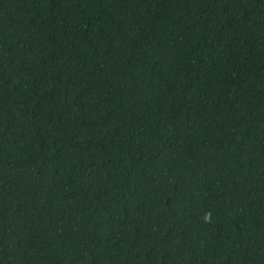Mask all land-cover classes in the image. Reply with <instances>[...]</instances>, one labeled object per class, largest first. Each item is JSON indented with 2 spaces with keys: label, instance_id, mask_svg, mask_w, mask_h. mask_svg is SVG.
<instances>
[{
  "label": "trees",
  "instance_id": "1",
  "mask_svg": "<svg viewBox=\"0 0 264 264\" xmlns=\"http://www.w3.org/2000/svg\"><path fill=\"white\" fill-rule=\"evenodd\" d=\"M0 264H264V0H0Z\"/></svg>",
  "mask_w": 264,
  "mask_h": 264
},
{
  "label": "clouds",
  "instance_id": "2",
  "mask_svg": "<svg viewBox=\"0 0 264 264\" xmlns=\"http://www.w3.org/2000/svg\"><path fill=\"white\" fill-rule=\"evenodd\" d=\"M209 218V216H206L205 219L207 220Z\"/></svg>",
  "mask_w": 264,
  "mask_h": 264
}]
</instances>
